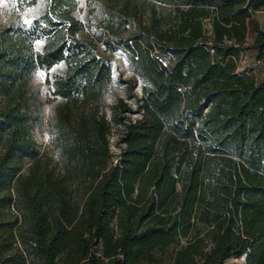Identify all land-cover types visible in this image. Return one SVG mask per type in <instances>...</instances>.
Wrapping results in <instances>:
<instances>
[{
    "label": "trees",
    "instance_id": "1",
    "mask_svg": "<svg viewBox=\"0 0 264 264\" xmlns=\"http://www.w3.org/2000/svg\"><path fill=\"white\" fill-rule=\"evenodd\" d=\"M14 3L28 20L0 30V264H264V81L239 71L248 51L264 62V0ZM99 45L143 82L141 97L120 82L109 118ZM40 71L63 101L51 151L31 134Z\"/></svg>",
    "mask_w": 264,
    "mask_h": 264
},
{
    "label": "rangeland",
    "instance_id": "2",
    "mask_svg": "<svg viewBox=\"0 0 264 264\" xmlns=\"http://www.w3.org/2000/svg\"><path fill=\"white\" fill-rule=\"evenodd\" d=\"M42 9L36 8L28 12L29 16H36L41 13ZM27 21L25 15L20 16L16 11L14 0H0V30L10 25L12 22L20 20ZM256 19L264 29V10L256 14ZM248 43L253 41V31H250L247 39ZM99 54L111 66L114 83L103 100L96 104L98 109L110 117V107L119 99L125 97V86L120 84L121 81L131 80L134 82V93L142 96L143 82L138 79L129 69L128 56L123 50L116 53L106 51L102 45H99ZM167 67H171L173 60L170 57L163 59ZM251 70L258 83L264 81V62L256 60L255 52L248 51L239 62V71ZM64 72V64L54 67L51 74H61ZM32 92L31 111L33 122L31 125V134L42 151H51L49 141V126L55 121L57 111L63 106V101L53 99L46 84V73L40 71L29 83ZM115 132V130L113 131ZM117 134L111 137V150L114 155L118 156L120 150L116 147ZM227 264H244L241 259H233Z\"/></svg>",
    "mask_w": 264,
    "mask_h": 264
}]
</instances>
